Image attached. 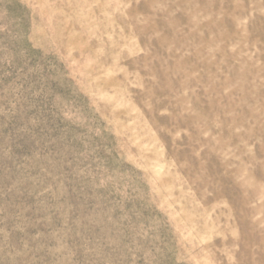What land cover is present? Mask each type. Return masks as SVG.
Wrapping results in <instances>:
<instances>
[{
  "label": "rangeland",
  "instance_id": "obj_1",
  "mask_svg": "<svg viewBox=\"0 0 264 264\" xmlns=\"http://www.w3.org/2000/svg\"><path fill=\"white\" fill-rule=\"evenodd\" d=\"M0 264H264V0H0Z\"/></svg>",
  "mask_w": 264,
  "mask_h": 264
}]
</instances>
